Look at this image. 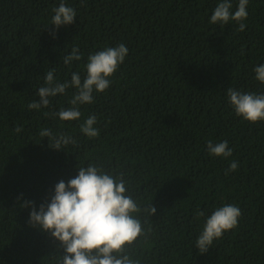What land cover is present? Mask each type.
I'll return each mask as SVG.
<instances>
[{"label": "trees", "instance_id": "trees-1", "mask_svg": "<svg viewBox=\"0 0 264 264\" xmlns=\"http://www.w3.org/2000/svg\"><path fill=\"white\" fill-rule=\"evenodd\" d=\"M60 2L0 0V264H58L60 242L30 225L23 205L38 210L90 163L123 172L127 194L156 209L140 214L143 233L125 250L137 264H264V121L237 116L227 97L230 87L264 93L253 71L264 64V0H249L242 32L235 21L209 23L220 0H64L77 16L57 29ZM121 43L125 60L78 120L51 115L71 107L75 88L27 108L47 71L83 81L88 55ZM73 47L81 59L65 65ZM90 115L94 138L80 130ZM45 128L77 143L54 149ZM209 140H227L232 155H209ZM233 160L238 169L225 174ZM225 204L240 209L238 225L200 254L195 240Z\"/></svg>", "mask_w": 264, "mask_h": 264}, {"label": "clouds", "instance_id": "clouds-1", "mask_svg": "<svg viewBox=\"0 0 264 264\" xmlns=\"http://www.w3.org/2000/svg\"><path fill=\"white\" fill-rule=\"evenodd\" d=\"M248 3L249 0H238L237 9L233 12L231 0H220L209 23L223 26L235 21L239 25L236 30L244 31L246 25L243 21L248 15ZM52 12L54 15L49 25H55L57 29L72 24L77 16L76 10L67 6L64 0ZM127 54L128 48L123 43L89 54L84 65L86 75L83 81L78 72H72L70 80L59 82L54 76L55 69H50L44 76V86L36 93L39 101L30 102L27 108L47 107L50 97L65 94L68 88H75L69 101L71 107L61 108L51 115L59 117L61 121L78 120L81 117L79 106L93 103V92H103L110 86V77ZM81 56L78 47H73L69 55L63 56V63L70 66L72 61L80 60ZM253 71L255 79L264 84V64L256 66ZM227 97L237 116L252 123L264 121V93H244L230 87ZM97 122L95 115L88 116L80 125L81 132L89 138L97 137ZM14 131H22V127H16ZM40 136L48 137L49 146L54 149H65V146L77 143L70 136L64 133L56 135L47 128L40 131ZM207 151L209 155L227 158L232 155L233 149L227 140L215 144L209 140ZM238 167V162L233 160L225 174L236 171ZM127 192L123 172L115 175L90 163L86 167H79L74 178L67 182L59 181L50 202L41 203L38 210L33 201H25L23 206H32L28 221L30 225L38 226L60 242L63 255L58 258V264H137L125 250L143 233L140 214L150 216L156 209L152 204L142 208ZM204 215L201 210L195 213L196 218ZM240 216V209L231 204L213 211L195 240L199 253H206L214 240L234 229Z\"/></svg>", "mask_w": 264, "mask_h": 264}]
</instances>
